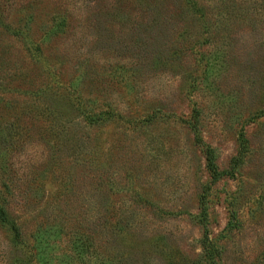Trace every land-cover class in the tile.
Masks as SVG:
<instances>
[{
  "label": "rangeland",
  "instance_id": "1",
  "mask_svg": "<svg viewBox=\"0 0 264 264\" xmlns=\"http://www.w3.org/2000/svg\"><path fill=\"white\" fill-rule=\"evenodd\" d=\"M0 2V264H264V0Z\"/></svg>",
  "mask_w": 264,
  "mask_h": 264
},
{
  "label": "trees",
  "instance_id": "2",
  "mask_svg": "<svg viewBox=\"0 0 264 264\" xmlns=\"http://www.w3.org/2000/svg\"><path fill=\"white\" fill-rule=\"evenodd\" d=\"M3 9H4V4H1L0 2V29L12 37L15 38L20 37L21 33L19 29L13 27L12 24L6 22ZM24 50L28 55L29 54L32 55L33 50L30 49L29 47L26 46ZM96 116H97L96 114L95 115L93 114V117ZM192 126L194 128V125ZM197 142L199 146H202V153L205 157V163H206L205 168L208 172L211 183L214 184L220 179H222L226 175V173L218 170V167L216 165V156L214 150L211 147L205 145L202 142V140H198ZM201 194L202 195H200L198 199L200 205L199 207L200 213L196 215V220L197 223L203 229L202 231V246L204 249L203 262L205 264H219L220 261H216L217 257L213 248L214 246L212 240L210 239V230L208 229V225H207L208 214L205 206L207 204L208 188H204ZM12 216L13 214L9 210L6 200L2 198L0 194V227L2 228V231L5 235V239L7 240L8 244L14 249V251L16 252V250H18L19 252H22V250L26 249V246L21 240L19 228L16 225L15 220ZM27 258L19 257V255L13 256L10 259H8V264H32L33 259L28 260Z\"/></svg>",
  "mask_w": 264,
  "mask_h": 264
}]
</instances>
